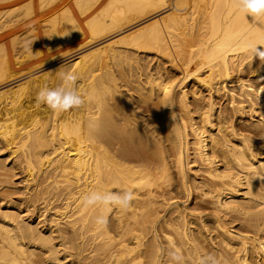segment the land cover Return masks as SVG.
I'll return each instance as SVG.
<instances>
[{"label": "bare ground", "instance_id": "6f19581e", "mask_svg": "<svg viewBox=\"0 0 264 264\" xmlns=\"http://www.w3.org/2000/svg\"><path fill=\"white\" fill-rule=\"evenodd\" d=\"M24 5L51 31L26 50L8 16ZM250 44L264 46V16L236 0H0V264H177L174 249L182 264H264V66ZM67 71L85 103H39ZM122 188L126 211L83 205Z\"/></svg>", "mask_w": 264, "mask_h": 264}, {"label": "clouds", "instance_id": "9594fccd", "mask_svg": "<svg viewBox=\"0 0 264 264\" xmlns=\"http://www.w3.org/2000/svg\"><path fill=\"white\" fill-rule=\"evenodd\" d=\"M236 6L239 11L252 17L264 16V0H236ZM248 50L251 55L261 62L264 66V46L250 44ZM60 83L55 87L41 88L36 99L39 103L45 104L53 111H68L81 107L85 101L76 88L77 76L71 71L60 73ZM135 200V192L131 188H122L117 191L94 190L82 197L85 207H103L111 209L117 207L122 210H128ZM108 223V217L104 214L95 217V224L104 227ZM171 258L182 264L183 256L178 250H173ZM199 264H220L214 255L201 257Z\"/></svg>", "mask_w": 264, "mask_h": 264}, {"label": "rangeland", "instance_id": "374dc122", "mask_svg": "<svg viewBox=\"0 0 264 264\" xmlns=\"http://www.w3.org/2000/svg\"><path fill=\"white\" fill-rule=\"evenodd\" d=\"M173 2V1H172ZM183 6V7H182ZM181 6V9L180 10H178V12H180V13H183L185 10H186V8H185V6H186V2H184V4ZM22 7V6H21ZM24 8V9H23ZM15 9V10H14ZM27 6H23L22 8H20V7H18L17 9L16 8H13V10H11L10 12H9V18L11 17L12 19L14 18V19H17V21L15 20V24L16 23H18V29H17V35L19 36V39H21V37H22V39H23V41H25L26 43H24V42H22L21 43V46H22V49L24 50H26L27 48H28V46H30V44H32V43H35V42H37L39 39H42L44 36H46V35H49V34H51V31H50V29H48V28H46L47 27V25H46V27L45 26H43V25H41V23H40V28L38 27H36L37 25V23L35 24L34 22L32 23V21H31V18H33L32 16H33V12L31 13V11L32 10H30L29 11V13H28V15H27V13H25L27 10ZM184 10V11H183ZM15 11H17L16 13H15ZM25 11V12H24ZM12 12V13H11ZM24 14V15H23ZM32 14V16H30ZM27 15V16H26ZM149 15V14H148ZM162 15V14H161ZM163 15H165V13H163ZM13 16V17H12ZM145 16V15H144ZM16 17V18H15ZM143 16H137V15H133L132 16V19L129 21V23H128V25H130V24H133V23H136V22H138L141 18H142ZM19 18V19H18ZM22 18V19H21ZM157 18V17H156ZM13 19V20H14ZM21 19V20H20ZM154 19V18H153ZM152 19V20H153ZM25 20V21H24ZM29 20L31 21V22H29ZM150 21V20H149ZM148 21V22H149ZM147 22V23H148ZM21 23H23V24H21ZM143 23V24H142ZM142 23H140V24H137L135 27L136 28H133V30H129V31H127L126 33H128V32H130V31H136V30H138V28L139 29H141L140 27H142L144 24H146V22L144 23V22H142ZM21 24V25H20ZM33 25H35V26H33ZM39 25V24H38ZM138 25H140L139 27H137ZM28 26V27H27ZM125 25H123V27H124ZM36 28V30L34 31V30H31L32 28ZM30 28V29H29ZM21 30V31H20ZM20 33H19V32ZM23 31H26V32H23ZM34 31V32H33ZM46 31H48V32H46ZM23 34H22V33ZM27 32H28V34H27ZM31 34H30V33ZM45 32V33H44ZM33 33V34H32ZM36 33V34H35ZM125 33V34H126ZM23 35H24V37H23ZM35 35V36H34ZM29 36V37H28ZM33 36V37H32ZM31 37H32V40H30L31 39ZM21 39V40H22ZM30 40V41H29ZM35 40V41H34ZM28 42H30L29 44H28ZM32 42V43H31ZM26 45V46H23V45ZM28 44V45H27ZM120 45H122V44H120V43H117V44H115V47H119ZM95 48H97V46L95 47ZM95 48H93V49H95ZM92 50V49H91ZM89 51H90V49H89ZM85 52H88V50L87 51H85ZM85 52H83L82 54H85ZM45 65H47V64H44V65H42V66H40V68L41 67H43V66H45ZM36 69V68H35ZM33 71V70H32ZM31 77V76H30ZM33 77V76H32ZM28 79V77L26 78H23L22 80L23 81H25V80H27ZM21 80V79H20ZM17 81V83L15 82V83H12V84H10L9 86H11V87H15V85H17V84H19V82L21 83V82H23V81ZM9 86H5V89H4V87L2 88V90H6V88L8 89V88H11V87H9ZM9 152L8 151H6V150H0V157L3 159L4 157L6 158V164L8 165V167H9V165H11V163H10V161H11V157H9V158H7L8 157V155H6V154H8ZM20 170H18V169H16V171L14 170V174H15V176L13 177V180H14V182H17L18 183V181H20V180H22V178H23V176L25 177V175L22 173L21 174V172H19ZM20 173V174H19ZM21 178V179H20ZM18 185H20V186H25V184H24V182L22 183V185L19 183ZM19 191H17L16 192V194H15V196L13 195V198H18L19 196V198H26V190L24 189V191L23 190H21V188H19L18 189ZM20 191H21V193H20ZM35 221H36V219H35Z\"/></svg>", "mask_w": 264, "mask_h": 264}]
</instances>
